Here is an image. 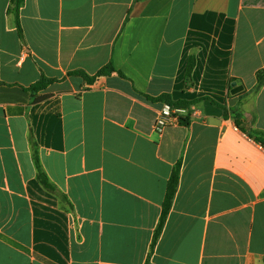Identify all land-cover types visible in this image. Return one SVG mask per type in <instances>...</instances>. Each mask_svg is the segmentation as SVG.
<instances>
[{
	"label": "crops",
	"instance_id": "obj_1",
	"mask_svg": "<svg viewBox=\"0 0 264 264\" xmlns=\"http://www.w3.org/2000/svg\"><path fill=\"white\" fill-rule=\"evenodd\" d=\"M11 3L0 264H264V0H25L20 28ZM43 77L51 97L35 103ZM163 94L195 102L189 125H157Z\"/></svg>",
	"mask_w": 264,
	"mask_h": 264
},
{
	"label": "trees",
	"instance_id": "obj_2",
	"mask_svg": "<svg viewBox=\"0 0 264 264\" xmlns=\"http://www.w3.org/2000/svg\"><path fill=\"white\" fill-rule=\"evenodd\" d=\"M24 1L25 0H12V3H11L12 4L11 11H13L17 17V22H18L19 28H20L19 14H20V9L22 8V6L24 4ZM194 65H195V59L191 58L189 61L188 70H187V75L189 78L191 76ZM115 71L116 70H115L114 66L112 64H109L108 66L101 69L97 73L96 77L108 76V75H111L112 73H114ZM86 78L88 79V82H90V83H92L95 79V77L89 78L87 76H86ZM258 78H259V87H260L264 82V72H259ZM53 82H54V80L43 77L40 81H38L36 84L32 85L29 88V91L34 96V102L35 103L45 101L51 97V95H49V94L38 95V93L40 91L46 89ZM152 100L169 104L172 107L177 108V109H187V108H189L190 105L195 103V102H186V101H174L172 99V97L170 96V94H163L157 98H153ZM239 119H240V116L237 115V124H240ZM180 123L182 125H189V120L185 117H181ZM33 149H34V160L36 162V166H37V170H38V178H39L40 182L50 192L55 193L57 195L58 194L61 195L58 188L53 183H51L48 176L43 171V168L40 164V160H39V156H38L37 146L34 143H33ZM180 170H181V162L179 161L173 170L172 176H171L169 183H168V186H167L166 197H165V201L163 204V211H162L161 218H160L158 227L156 229L154 239H153V243H152V251H153V249H154V247H155V245H156V243L160 237L161 232L163 231V228H164L165 223L167 221V217L170 213V210H171V207L173 204V200L175 198V195H176V192L178 189V185H179Z\"/></svg>",
	"mask_w": 264,
	"mask_h": 264
},
{
	"label": "built area",
	"instance_id": "obj_3",
	"mask_svg": "<svg viewBox=\"0 0 264 264\" xmlns=\"http://www.w3.org/2000/svg\"><path fill=\"white\" fill-rule=\"evenodd\" d=\"M183 109H177L169 104L164 103L163 108L158 113L157 125L160 127L180 124V119L183 117Z\"/></svg>",
	"mask_w": 264,
	"mask_h": 264
},
{
	"label": "water",
	"instance_id": "obj_4",
	"mask_svg": "<svg viewBox=\"0 0 264 264\" xmlns=\"http://www.w3.org/2000/svg\"><path fill=\"white\" fill-rule=\"evenodd\" d=\"M239 92V89L235 90L233 93Z\"/></svg>",
	"mask_w": 264,
	"mask_h": 264
}]
</instances>
